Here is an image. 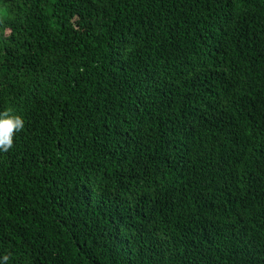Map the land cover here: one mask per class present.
Wrapping results in <instances>:
<instances>
[{
	"label": "trees",
	"instance_id": "16d2710c",
	"mask_svg": "<svg viewBox=\"0 0 264 264\" xmlns=\"http://www.w3.org/2000/svg\"><path fill=\"white\" fill-rule=\"evenodd\" d=\"M8 264H264V0H0Z\"/></svg>",
	"mask_w": 264,
	"mask_h": 264
},
{
	"label": "clouds",
	"instance_id": "9594fccd",
	"mask_svg": "<svg viewBox=\"0 0 264 264\" xmlns=\"http://www.w3.org/2000/svg\"><path fill=\"white\" fill-rule=\"evenodd\" d=\"M24 128V118L14 114L11 108L0 112V152H9L14 146L16 134L22 132ZM9 259V255H4L0 264H8Z\"/></svg>",
	"mask_w": 264,
	"mask_h": 264
}]
</instances>
